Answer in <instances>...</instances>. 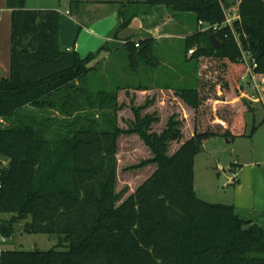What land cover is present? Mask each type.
I'll return each mask as SVG.
<instances>
[{"label":"trees","instance_id":"1","mask_svg":"<svg viewBox=\"0 0 264 264\" xmlns=\"http://www.w3.org/2000/svg\"><path fill=\"white\" fill-rule=\"evenodd\" d=\"M26 1L7 0L12 9L11 68L0 80V236L10 239L24 221V232L57 235L58 243L48 250L4 249L0 264H264V227L241 218L232 204L200 198L195 188V159L205 140L240 135L233 126L249 112V104L244 101L233 109L229 120L195 127L170 154L171 142L183 137L175 115L162 132H150L159 116L142 114L150 104L146 102L133 108L132 126L122 128L119 92L129 86L115 81L111 89L96 90L89 77L101 71L91 63L109 47L85 57L62 47L59 12L28 9ZM80 3L73 0L71 5ZM163 4L172 13H195V23L225 21L220 0L125 2L113 36L147 13L145 5ZM238 15L234 29L241 46L227 25L216 32L222 42L217 49L209 37L212 30L199 27L184 43L187 52L196 47L194 59L226 63L239 101V82L246 72L241 49L251 54L259 79H264V0H241ZM154 48V37L127 39L123 49L130 67L126 63L122 69L134 71L143 59L159 65ZM176 91L199 109L204 97L199 87ZM217 93L220 98L209 99L214 107L224 103L220 86ZM124 133L138 134L153 153L134 167L156 164L157 169L119 203L117 153ZM2 158L8 159L7 165ZM236 165L232 163L230 171L235 172Z\"/></svg>","mask_w":264,"mask_h":264},{"label":"rangeland","instance_id":"2","mask_svg":"<svg viewBox=\"0 0 264 264\" xmlns=\"http://www.w3.org/2000/svg\"><path fill=\"white\" fill-rule=\"evenodd\" d=\"M228 1L231 3L229 9L236 12L241 0ZM174 13L175 17L159 32V34L169 32L174 35L155 40L154 55L160 63L159 65L153 66L143 59L136 66V70H127L128 68L123 70L122 68L127 66L126 63L129 62V59L125 51L117 52L105 60L97 59L92 62L91 65L99 66L101 71L99 69L90 72L89 77L92 78V86L96 90L102 87L111 89L115 81L123 86L132 87L129 89L122 88L119 92V101L123 104V109L119 112V125L124 129L130 128L135 121L133 108L146 105V102L150 104L141 110L142 114L155 113L159 116V121L152 124L150 132H162L169 118L175 115L181 124L183 137L179 142H171L170 154L174 153L183 141L190 138L195 127L199 126L205 129L211 123L219 121L218 119L229 120L234 112L233 109H237L244 101L247 102L250 105H248V108L250 107L249 112H246L243 118L242 116L238 117L233 126L234 131L240 135L234 139L223 136L211 137L204 142L205 151L197 156L195 188L203 199L217 202L218 199L227 196L225 191L227 189L222 188L225 177L217 173L220 166L224 168V170L218 169L222 172L221 174L228 175H231L230 167L235 161L243 164L253 161L257 167L264 168V104L251 101L241 91V100L235 99L236 86L231 82L228 67L221 59L201 57L197 60L192 57L193 53L190 54L186 51L184 43L186 34L189 35L196 29L194 24L195 13L177 12L183 15ZM113 72L117 73L114 77L111 76ZM180 75L183 77H179ZM153 82L161 85L164 83L175 85L172 87V93L163 98L164 104L162 105L154 103L159 95L164 96L159 91L152 90L145 95L136 93L137 88L135 87H138L139 84L153 85ZM181 86L199 87L204 97L198 110L187 104L177 93V88ZM219 86L223 90L221 96L224 98V103L216 104L214 107L212 100L209 101V99L220 98L217 93ZM254 105L257 106L255 110ZM259 122L262 124H258ZM254 124L259 125V127L250 135ZM244 132L245 135H241ZM152 157L151 149L138 134L124 133L120 136L116 187L117 191L121 192L119 203L134 193L139 185L157 169L156 164L134 167L143 160ZM1 160L5 165L9 162L6 158ZM214 164L218 168L212 167L214 170L212 171L210 166ZM24 223L22 221L17 224L14 236L5 243L6 248L11 250H33L35 248L48 250L57 245V235L24 232Z\"/></svg>","mask_w":264,"mask_h":264},{"label":"crops","instance_id":"3","mask_svg":"<svg viewBox=\"0 0 264 264\" xmlns=\"http://www.w3.org/2000/svg\"><path fill=\"white\" fill-rule=\"evenodd\" d=\"M72 1L27 0L26 8L57 10L60 14L59 39L61 46L69 50L75 49L83 57L87 56L90 52L97 51L103 45H107L109 50L103 51L98 57V59L105 60V58L111 57L117 52H123V44L127 39L138 40L151 36L156 40L157 38L174 35L169 32L159 34L161 29L175 17V13H172L170 8L165 4L151 7L145 5L144 9L147 13L134 17L130 25L122 30L117 37H114L113 32L122 20L120 5L125 2L136 3L146 0H79L81 3L75 7L71 5ZM194 24L196 31L199 25L197 23ZM11 25L12 9L8 7L7 0H0V80L10 75ZM186 35L188 36V33ZM179 77L183 76L180 75ZM153 83V85L139 84L140 87H136V93L145 95L152 90L159 91L164 96L159 95V98L154 103L162 105L164 104L163 98L172 93V87L175 85L171 83H164L162 85ZM165 103H167V100H165ZM255 103L259 102L255 101ZM254 106L255 110L257 106ZM258 124H262V122ZM253 127H255L256 131L259 125L254 124ZM253 127L251 130H253ZM202 151H205L204 145ZM197 156L195 159V176ZM234 163H237L235 168L236 184L232 181V175L221 174L222 172L219 171L220 169L215 164L210 166L212 171H214L213 168H218L217 173L225 177L222 188L225 187L227 189L225 190L227 196L213 203L232 204L235 207L236 213L241 218L250 219L263 226L264 168L257 167L253 161L244 164L239 161H235ZM230 172L232 173V171ZM219 179L221 178L219 177ZM196 192L200 196L197 188ZM8 241L9 239L5 241L0 239V253L2 250L8 249L5 245Z\"/></svg>","mask_w":264,"mask_h":264},{"label":"built area","instance_id":"4","mask_svg":"<svg viewBox=\"0 0 264 264\" xmlns=\"http://www.w3.org/2000/svg\"><path fill=\"white\" fill-rule=\"evenodd\" d=\"M222 7L225 12V21L223 24H209L207 22H204L203 20H200L198 22L200 30H212V32H217L219 29L222 28V26L227 25L232 29V32L235 34V38L238 40V44L241 46V43L239 41L238 35L234 29V21L235 19L239 18L238 15V8L236 9V12H232L229 7L226 6V3L224 0H220ZM196 49V47H194ZM195 49H190L189 53L192 54ZM242 50V62L245 64L246 72L242 75L240 79V89L243 95H245L248 99L251 101H257L264 104V93H263V83L264 79L260 80L255 68L257 64L254 62V60H251V54L244 49ZM220 170H223V168L220 166ZM232 181L236 179V172H232ZM1 240L5 241L6 239L3 237H0Z\"/></svg>","mask_w":264,"mask_h":264},{"label":"water","instance_id":"5","mask_svg":"<svg viewBox=\"0 0 264 264\" xmlns=\"http://www.w3.org/2000/svg\"><path fill=\"white\" fill-rule=\"evenodd\" d=\"M211 43L215 49L222 46V42L216 32H213L209 35Z\"/></svg>","mask_w":264,"mask_h":264}]
</instances>
